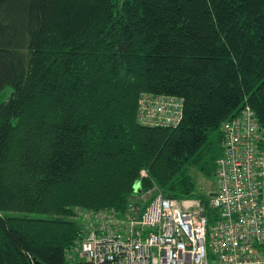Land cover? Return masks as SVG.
<instances>
[{
  "label": "trees",
  "instance_id": "1",
  "mask_svg": "<svg viewBox=\"0 0 264 264\" xmlns=\"http://www.w3.org/2000/svg\"><path fill=\"white\" fill-rule=\"evenodd\" d=\"M245 106L264 151V0H0V264H64L81 210L207 207Z\"/></svg>",
  "mask_w": 264,
  "mask_h": 264
},
{
  "label": "built area",
  "instance_id": "2",
  "mask_svg": "<svg viewBox=\"0 0 264 264\" xmlns=\"http://www.w3.org/2000/svg\"><path fill=\"white\" fill-rule=\"evenodd\" d=\"M172 101L146 105L147 121ZM221 130L207 207L158 192L145 209L129 201L122 215L81 210L82 238L65 252L64 264H264V151L254 111L245 106Z\"/></svg>",
  "mask_w": 264,
  "mask_h": 264
},
{
  "label": "rangeland",
  "instance_id": "3",
  "mask_svg": "<svg viewBox=\"0 0 264 264\" xmlns=\"http://www.w3.org/2000/svg\"><path fill=\"white\" fill-rule=\"evenodd\" d=\"M190 173L192 176V180L195 184V197H200L203 195H210V192H209L210 190L216 191V187L214 185L210 186V184H212V182H213V184H215L213 179H211L209 181L207 178H205L196 169H192ZM135 189L137 190L138 186ZM35 216H37V215H35ZM38 217L46 218V216H42V215H39Z\"/></svg>",
  "mask_w": 264,
  "mask_h": 264
},
{
  "label": "water",
  "instance_id": "4",
  "mask_svg": "<svg viewBox=\"0 0 264 264\" xmlns=\"http://www.w3.org/2000/svg\"><path fill=\"white\" fill-rule=\"evenodd\" d=\"M214 195L213 193L211 194V196ZM34 264H42L40 262H38L37 260H34Z\"/></svg>",
  "mask_w": 264,
  "mask_h": 264
},
{
  "label": "bare ground",
  "instance_id": "5",
  "mask_svg": "<svg viewBox=\"0 0 264 264\" xmlns=\"http://www.w3.org/2000/svg\"><path fill=\"white\" fill-rule=\"evenodd\" d=\"M131 201H133V200L131 199ZM80 221L82 222L81 218H80ZM82 223H83V222H82ZM83 226H84V223H83Z\"/></svg>",
  "mask_w": 264,
  "mask_h": 264
}]
</instances>
